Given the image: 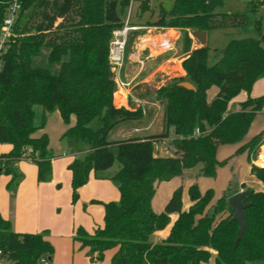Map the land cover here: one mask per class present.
Masks as SVG:
<instances>
[{
	"label": "trees",
	"instance_id": "obj_1",
	"mask_svg": "<svg viewBox=\"0 0 264 264\" xmlns=\"http://www.w3.org/2000/svg\"><path fill=\"white\" fill-rule=\"evenodd\" d=\"M12 0H0V30L6 9ZM131 0H18L20 7L11 36L1 55L0 69V144L11 149L0 156V174L10 175L7 184L14 191L22 179L15 169L20 160L37 166L38 182L51 179L54 157L46 134L33 133L44 128L46 113L57 111L64 124L75 123L61 135L67 151L74 155L68 165L71 172V201L91 174L120 168L109 178L118 191V199L98 202L103 206V224L93 233L75 229L73 242L101 262L105 252L113 251L110 264H264V192L246 189L249 205L244 209L247 228L243 240L235 242L238 224L231 220L227 202L231 185L214 203V192L200 191L198 177H215L217 168L230 159L218 160V148L238 144L246 136L254 117L262 110L264 95L250 97L253 84L264 77V33L256 23L258 36L230 40L222 56L207 64L208 48H191L188 31L240 26L237 14L217 10L224 0H173L166 10L146 25L182 31L184 52L181 66L184 76L172 77L156 88L137 84L132 95L163 106V131L145 137L110 138L122 126L140 121L147 110L141 107H116V84L108 60L112 31L122 27ZM138 1V0H132ZM150 1L142 0L138 9L150 11ZM186 6L181 9L180 4ZM252 9L264 6V0H249ZM42 48L46 59L58 64L55 73L33 67L32 61ZM188 81L195 90L179 85ZM215 86L216 96L208 102L207 91ZM248 97L237 111L228 110L229 102L240 92ZM36 107L41 115L36 119ZM97 120L99 127L91 123ZM196 130L200 134L190 137ZM166 137L171 156L154 154V142ZM264 144V129L239 145L233 158L246 151L250 174L264 185V166L255 164ZM196 170L187 193L191 205L182 210L181 186L175 189L163 210L155 213L152 198L155 185L173 177L183 178ZM227 212V214H224ZM177 214L168 236L152 244L150 236L164 229L169 215ZM45 232L18 233L0 214V258L7 264H50L54 248ZM214 252L215 254H213Z\"/></svg>",
	"mask_w": 264,
	"mask_h": 264
},
{
	"label": "crops",
	"instance_id": "obj_2",
	"mask_svg": "<svg viewBox=\"0 0 264 264\" xmlns=\"http://www.w3.org/2000/svg\"><path fill=\"white\" fill-rule=\"evenodd\" d=\"M139 18H137V22L131 24L134 29L129 31L131 35L127 36L124 63L119 72V80L124 83L131 81V84L128 88H119L116 84L113 103L116 107L123 106L130 108L133 106L134 108L141 107L143 110L146 108L147 114L140 121L118 128L113 132L115 133L113 137H110L113 140L129 137H145L161 133L163 131V106L134 97L132 95V89L140 83H146L158 88L172 77H182L185 75L181 63L188 56V53L183 50L182 31L175 28L146 25L145 22H152L155 19L148 20L145 18L144 20L142 18L143 21L141 17ZM188 34L192 40V49L205 44L207 45L208 32H205L204 44H201L190 31H188ZM210 91L212 89L207 91L208 102L213 98L211 97L209 99ZM217 91L218 89L216 88L212 96ZM261 92L264 94V77L253 84L249 96L252 98L259 97ZM117 97L119 98L116 99ZM247 97L246 92H240L236 107L230 111H237L238 104L245 101ZM74 123L75 117L73 115L70 117V123L66 125L63 123L57 111L46 113L44 128L37 130L32 135L37 138L42 134H46L48 137L49 148L54 155L51 161V180L48 183L38 182L37 166L28 160H20L15 163L16 171L21 173L23 177L14 191H7L5 188L11 176L6 174L5 176H0L1 216L10 221L12 229L15 232H45V239L49 241L53 248L55 247L50 264H94L93 257L86 254L87 249L75 250V247H78L79 244L73 242L72 237L75 229L82 226L76 227L73 225L71 227L69 226V221V224L67 222L56 223L55 220L61 218L62 214H54V208L60 205H64V209H67L68 201L71 199V172L68 170V165L74 159V155L66 149L64 150V147L55 149L56 141L53 138L57 137V140L58 138L60 139L66 129L73 126ZM263 129L264 127L261 130ZM169 139L170 137H166L154 142V154L156 156L166 157L172 155L166 144ZM10 149V145L0 144V156L8 153ZM248 166L249 175L255 179L253 183H258L257 185L259 186L254 187L246 182H240L237 187H231L230 192H227V197L243 190L241 188L242 184H244L246 189L264 192V185L250 174V164ZM195 171L189 170L191 173ZM112 175L98 177L97 175L91 174L88 182L78 189V199L80 196L81 199L89 203L87 208L92 214L89 224H82V228L88 233H93L97 227H101L103 224V206L96 203V201L108 202L118 199V191L109 180ZM56 184H59L61 190L58 191L55 189ZM171 194L169 193L167 198H164L160 202L161 206L159 209H154L152 199L151 205L155 213L162 211V206H165ZM45 202H49V205H45ZM77 203L78 200L72 205L74 210ZM190 205V200L186 204L182 202V210H187ZM172 215H169L170 222L164 229L156 231L150 236V242L152 244H159L168 236L170 228L177 218L176 213H174V216ZM47 231L51 233L49 234ZM112 253L113 251L109 252L106 264L110 263ZM212 253L215 254L214 252ZM208 264H212V260Z\"/></svg>",
	"mask_w": 264,
	"mask_h": 264
},
{
	"label": "rangeland",
	"instance_id": "obj_3",
	"mask_svg": "<svg viewBox=\"0 0 264 264\" xmlns=\"http://www.w3.org/2000/svg\"><path fill=\"white\" fill-rule=\"evenodd\" d=\"M142 0L134 1L132 3L131 7V12H130V24L137 22V18L141 17L150 20H154L158 17L159 15V10L160 8H164L166 10H169L171 5L173 4V0H151L150 1V11L143 12L141 13L140 10L138 9L139 4ZM181 9H185L186 6H184L183 3L180 4ZM218 12L221 13H227V14H237L243 17L244 22L237 27H230V28H222V29H216V30H210L208 31V42H207V48H208V56H207V64L210 66L214 64L217 60H219L222 56L223 49L225 48L226 44L230 40H235V39H242L246 37H257L258 33L256 30V23H260L262 32L264 33V6H261L256 9H252L249 0H224L223 1V6L217 10ZM127 12V11H126ZM140 19V18H139ZM143 20V21H144ZM128 35L130 36L131 33L129 32ZM48 50L46 48H42L40 50V53L37 57H35L32 61V66L33 67H43L49 69L51 72L55 73L58 69V64H50L48 63L46 56H47ZM210 89L212 91L209 92V99L211 97H215L217 93L213 95V91L216 90L215 86H212ZM264 95L263 92H261L260 96ZM212 98V99H213ZM238 95L235 96L228 104V110H233L236 105H237V99ZM210 99V101L212 100ZM209 101V102H210ZM36 119H38L41 115V109L39 107H36ZM99 122L97 120L93 121L91 123V127L93 129H96L99 127ZM264 127V105L262 107V110L260 113H258L246 134L244 139L238 143V144H225L221 145L218 148L217 151V159L222 161L226 158H229L230 161L225 164L221 165L217 168L216 175L215 177H198L197 179V184L199 189L204 192L207 189H212L214 192V196L212 201H216L221 195L227 191V187L230 184L231 187H237L240 182H246L250 186H259L257 185L258 183H253V180H255L252 176L249 175V163H248V158H247V152L244 151L240 153L239 155L235 156L234 158L232 157L234 154L235 149L243 144L245 141L250 139L253 135L261 131V129ZM113 134L111 133L110 137H113ZM57 137L53 138L55 139V149L60 147L63 148L64 150L66 149L65 143ZM167 144V143H166ZM67 150V149H66ZM170 152V150H169ZM171 153V152H170ZM264 157V145H262L258 152H257V159L259 156ZM259 160V159H258ZM263 161L259 160L258 164H262ZM257 164V165H258ZM120 168V164L118 162H115L114 165L105 171H100L97 172L96 175L98 177H108L111 174H114L118 169ZM0 176H5V174H0ZM51 180V179H50ZM49 180V181H50ZM194 180V175L191 172H186L185 176L183 178L176 176L170 179L169 181L166 182H159L156 183V190L153 196V206L154 209H159L161 206L162 200L164 198H167V195L172 193L175 189L181 186L182 192H181V200L184 204L189 202V197H188V187L189 184L192 183ZM49 181L41 182V183H48ZM112 184V183H111ZM6 190L8 191L7 185L5 186ZM56 190H61L59 187V184H56L55 186ZM228 194V193H227ZM78 203L74 208L72 205L71 199L68 201L67 209H64V205H60L58 207L54 208V214L57 215L59 213L62 214L61 218L55 220L56 223H64L68 221L70 222L69 226L75 225L77 226H82V224H89L91 221V213L88 210L89 203L81 199L79 196ZM45 205H49V202H45ZM164 208V205L162 206V210ZM76 211V212H75ZM224 214H227L225 212ZM172 215V214H171ZM174 216V213L173 215ZM172 218V217H171ZM91 229V228H90ZM48 232V231H47ZM49 234L51 233L50 231L48 232ZM55 248V247H54ZM80 250V247H75V250ZM60 251V250H59ZM111 250L107 251L105 253L104 258L102 259L101 262H98L97 264H106L107 262V256L109 255V252ZM110 264V263H108Z\"/></svg>",
	"mask_w": 264,
	"mask_h": 264
},
{
	"label": "built area",
	"instance_id": "obj_4",
	"mask_svg": "<svg viewBox=\"0 0 264 264\" xmlns=\"http://www.w3.org/2000/svg\"><path fill=\"white\" fill-rule=\"evenodd\" d=\"M133 1H130V4L127 8L126 16L123 21L122 27L115 29L112 31V39L110 41L108 60L111 65V70L114 76L115 84L119 88H128L131 84L130 82H121L119 80V72L124 63V52L127 43V36L129 31L134 29L130 24V12ZM20 4L18 0H12L6 9L5 16L3 18L2 27L0 30V69H1V55L3 53L4 46L8 39L11 36L12 26L15 22ZM200 134L198 130H196L190 137H196ZM264 145V144H263ZM261 160V154L258 158ZM256 159L255 164L257 165L259 160ZM26 160L30 161L28 157ZM31 162V161H30ZM258 166H264V163L258 164ZM41 264H48L46 259L40 260ZM0 264H7L3 259L0 258Z\"/></svg>",
	"mask_w": 264,
	"mask_h": 264
},
{
	"label": "water",
	"instance_id": "obj_5",
	"mask_svg": "<svg viewBox=\"0 0 264 264\" xmlns=\"http://www.w3.org/2000/svg\"><path fill=\"white\" fill-rule=\"evenodd\" d=\"M193 36L201 43H205V32L195 31ZM180 86L188 89L195 90V87L188 81H183L179 83ZM247 196L246 190L238 191L227 198V202L232 211L231 220L237 222L238 229L236 233L235 242L243 240V234L247 228V220L244 215V209L249 205V203L244 202Z\"/></svg>",
	"mask_w": 264,
	"mask_h": 264
},
{
	"label": "bare ground",
	"instance_id": "obj_6",
	"mask_svg": "<svg viewBox=\"0 0 264 264\" xmlns=\"http://www.w3.org/2000/svg\"><path fill=\"white\" fill-rule=\"evenodd\" d=\"M119 97H117L116 99H118ZM261 160L263 161V163H264V157L263 156H261Z\"/></svg>",
	"mask_w": 264,
	"mask_h": 264
}]
</instances>
